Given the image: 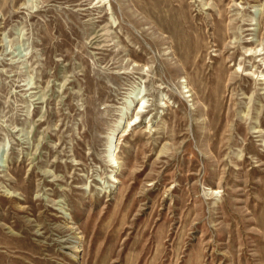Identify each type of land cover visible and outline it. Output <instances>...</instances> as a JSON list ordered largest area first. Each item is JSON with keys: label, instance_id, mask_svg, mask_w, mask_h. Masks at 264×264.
Masks as SVG:
<instances>
[{"label": "rangeland", "instance_id": "1", "mask_svg": "<svg viewBox=\"0 0 264 264\" xmlns=\"http://www.w3.org/2000/svg\"><path fill=\"white\" fill-rule=\"evenodd\" d=\"M0 264H264V0H0Z\"/></svg>", "mask_w": 264, "mask_h": 264}]
</instances>
